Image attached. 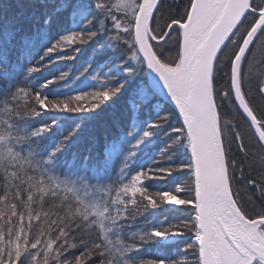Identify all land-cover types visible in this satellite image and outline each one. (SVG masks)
<instances>
[{
    "label": "snow or ice",
    "instance_id": "1",
    "mask_svg": "<svg viewBox=\"0 0 264 264\" xmlns=\"http://www.w3.org/2000/svg\"><path fill=\"white\" fill-rule=\"evenodd\" d=\"M82 48L98 90L37 75ZM257 52L264 0H0V264H264ZM121 99L101 149L85 132Z\"/></svg>",
    "mask_w": 264,
    "mask_h": 264
},
{
    "label": "trees",
    "instance_id": "2",
    "mask_svg": "<svg viewBox=\"0 0 264 264\" xmlns=\"http://www.w3.org/2000/svg\"><path fill=\"white\" fill-rule=\"evenodd\" d=\"M115 2V0H114ZM171 2V0H169ZM186 2V0H185ZM70 24H67L65 28L62 31H66L68 28H70ZM54 35V34H53ZM53 55H56V53H53ZM88 59V52L85 51V49L82 48L81 55H78L76 59L72 61H54L51 65L46 66L41 73L37 74L40 76V79L43 80L45 78H51L52 76H57V79L59 75H65L66 80H59L58 84L64 85V87L61 89V94H76L81 87L84 86L83 81L86 79L88 84V90H98L100 87L103 86L104 83H107V81L104 79L103 75H100L99 79L96 81H93L91 79L92 75H97V71H91V74L85 73L83 76H80V73L82 72V66L84 65V61ZM101 58L96 57L93 60L92 63V69L96 68V65L100 63ZM22 63H32L30 56H25L24 59L21 61ZM107 70L105 69V72ZM79 76V79L77 78ZM57 85L50 86L49 91H51V88H55ZM94 86V87H93ZM75 90V91H74ZM55 93H52V96H54ZM51 98V96H50ZM30 103L34 104V101H30ZM165 107V102H159V107L153 106V112L160 111ZM125 111H126V105L124 99L116 101V103L113 105L112 109L109 110L107 113V116L105 118H102L100 120H97L95 122H92L89 126V128L85 132V137L95 136L100 148L102 149L105 145V143H111L113 141H116L119 143L118 138L121 137L124 134V130L129 128V121L125 117ZM44 119L41 120V123H47L51 116L53 115L52 112L44 110L43 111ZM61 117L64 116H75L80 114H72V113H64L59 114ZM119 118L121 121L122 127H113L112 126V119ZM147 115L141 116L139 119L142 122L144 119H148ZM175 124V121H173ZM140 133L138 132L137 135ZM127 144H120V151L119 152H113L111 158L109 159V168L112 166L119 167V163L125 154V151L127 149ZM95 154V153H93ZM255 175V173H253ZM187 179V177H185ZM129 211H132L136 208L135 205H128ZM167 215L170 214H162L160 216H157L155 218H152V222H154L156 219H164ZM143 213L140 215H137V221L140 222L142 220ZM141 227H143V224H141L140 227H138L136 230L140 231ZM151 247V246H149ZM143 254L145 256L150 255H165L168 254L166 252H160V253H153L148 251L147 249L144 250ZM186 259V257H181V264H183V261Z\"/></svg>",
    "mask_w": 264,
    "mask_h": 264
},
{
    "label": "flooded vegetation",
    "instance_id": "3",
    "mask_svg": "<svg viewBox=\"0 0 264 264\" xmlns=\"http://www.w3.org/2000/svg\"><path fill=\"white\" fill-rule=\"evenodd\" d=\"M257 71L259 73L260 69L262 71H264V56H262L260 53H259V63H257Z\"/></svg>",
    "mask_w": 264,
    "mask_h": 264
},
{
    "label": "rangeland",
    "instance_id": "4",
    "mask_svg": "<svg viewBox=\"0 0 264 264\" xmlns=\"http://www.w3.org/2000/svg\"><path fill=\"white\" fill-rule=\"evenodd\" d=\"M257 63H259V52L256 53V57H255V65H254V75L255 74H258V71H257ZM262 70L260 69L259 72H261Z\"/></svg>",
    "mask_w": 264,
    "mask_h": 264
}]
</instances>
